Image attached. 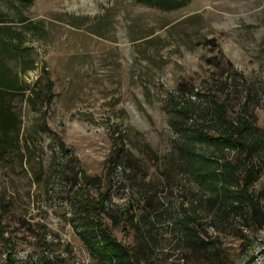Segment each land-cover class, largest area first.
Segmentation results:
<instances>
[{
  "label": "rangeland",
  "instance_id": "374dc122",
  "mask_svg": "<svg viewBox=\"0 0 264 264\" xmlns=\"http://www.w3.org/2000/svg\"><path fill=\"white\" fill-rule=\"evenodd\" d=\"M0 28L11 33L0 36V57L27 85L11 101L17 146L0 161L10 241L0 238V264L8 252L33 264H102L81 236L80 166L96 179L90 194L107 193V211L121 217L113 231L142 264H264V223H247V209L233 212L204 189L179 158L174 127L188 101L182 125L213 119L212 86L230 119L249 118L259 136L250 192L264 211V0L171 10L144 0H0ZM197 148L240 162L235 149Z\"/></svg>",
  "mask_w": 264,
  "mask_h": 264
},
{
  "label": "trees",
  "instance_id": "16d2710c",
  "mask_svg": "<svg viewBox=\"0 0 264 264\" xmlns=\"http://www.w3.org/2000/svg\"><path fill=\"white\" fill-rule=\"evenodd\" d=\"M25 2L35 0H23ZM145 3L160 7L164 10L182 8L189 0H144ZM4 30V31H3ZM11 34L8 29L0 28V36ZM27 85L20 82L12 68L0 57V161L17 146L18 133L21 125L17 113L13 110L11 101L14 94L21 90H27ZM216 88V87H215ZM213 86L210 88L208 99L214 105L213 119H205L203 122L194 120L189 125H182L181 120L191 113L192 101L186 102V107L177 110L174 127L182 134L177 141L175 149L181 162L187 169L200 180L201 185L209 190L216 198H221L222 203L231 211L247 209L249 212L247 223L263 226L264 211L250 192V187L256 179V166L250 161L257 151L256 140L259 137L257 129L246 116L238 115L236 120L228 117L226 106L219 101ZM205 121V122H204ZM210 121V122H208ZM17 133V135H16ZM211 144L217 148L235 149L240 156L238 164L229 161L218 162L207 154L199 151L198 145ZM120 156V155H119ZM114 160L117 166L120 157ZM81 186L76 191L77 207L82 214V230L84 242L100 259L102 264H142L137 249L126 244L114 233L113 227L121 224V217L110 214L105 205L107 193L98 191V196L90 194L95 186V178L89 176L86 168H78ZM110 219L111 223L107 221ZM189 239L198 241V235L185 225ZM5 229L0 222V238L8 242L4 237ZM10 242V241H9ZM255 259V258H254ZM14 252H8L7 260L1 264H18ZM22 264H33L23 261ZM43 264H50L46 261Z\"/></svg>",
  "mask_w": 264,
  "mask_h": 264
},
{
  "label": "built area",
  "instance_id": "2783aa9c",
  "mask_svg": "<svg viewBox=\"0 0 264 264\" xmlns=\"http://www.w3.org/2000/svg\"><path fill=\"white\" fill-rule=\"evenodd\" d=\"M262 251V250H261ZM259 254V252L257 253ZM8 255V254H7ZM7 255L4 256V261L7 260ZM14 257L19 260V261H26L27 260V257H28V254L26 252H22V253H19V254H15L14 253ZM256 259V258H255ZM259 259H261V256H259Z\"/></svg>",
  "mask_w": 264,
  "mask_h": 264
}]
</instances>
